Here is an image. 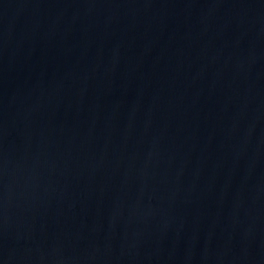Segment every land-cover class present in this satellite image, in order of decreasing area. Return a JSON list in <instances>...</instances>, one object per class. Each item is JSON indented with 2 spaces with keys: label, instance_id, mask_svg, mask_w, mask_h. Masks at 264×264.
Wrapping results in <instances>:
<instances>
[{
  "label": "water",
  "instance_id": "1",
  "mask_svg": "<svg viewBox=\"0 0 264 264\" xmlns=\"http://www.w3.org/2000/svg\"><path fill=\"white\" fill-rule=\"evenodd\" d=\"M0 264H264V0H0Z\"/></svg>",
  "mask_w": 264,
  "mask_h": 264
}]
</instances>
